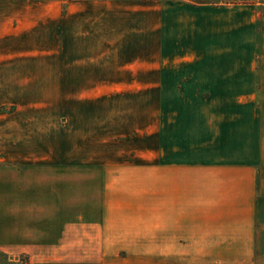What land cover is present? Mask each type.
<instances>
[{
	"label": "rangeland",
	"instance_id": "obj_1",
	"mask_svg": "<svg viewBox=\"0 0 264 264\" xmlns=\"http://www.w3.org/2000/svg\"><path fill=\"white\" fill-rule=\"evenodd\" d=\"M230 1L0 0V226L21 245L0 251V264H161L162 208L192 196L172 194L179 163L163 164L161 189L157 143L173 125L178 140L204 105L172 97L199 57L156 50V7ZM172 25L165 14L169 48ZM258 47L264 78V39ZM31 234L35 254L24 248Z\"/></svg>",
	"mask_w": 264,
	"mask_h": 264
},
{
	"label": "crops",
	"instance_id": "obj_2",
	"mask_svg": "<svg viewBox=\"0 0 264 264\" xmlns=\"http://www.w3.org/2000/svg\"><path fill=\"white\" fill-rule=\"evenodd\" d=\"M221 6L165 2L156 7V50H171V59L175 52L199 57L184 81L180 76L172 97L204 105L190 113L189 124L181 120L178 140L173 125L171 139L164 144L159 138L157 143L161 189L163 164L179 163L186 173L179 176L178 186L172 182V194L192 196L180 206L173 199L162 208L161 219L157 217L161 264H264V109L256 102L264 99V78L255 65L257 44L264 39V12L260 15L257 9L264 8V0H233ZM165 14L173 19L171 48L159 38ZM258 65L264 67L262 58ZM171 171L174 176L176 165ZM166 185L167 191L168 181ZM14 217L10 215L11 224ZM2 227L0 251L20 250L17 237L3 238ZM26 243L28 254H35L34 234Z\"/></svg>",
	"mask_w": 264,
	"mask_h": 264
}]
</instances>
